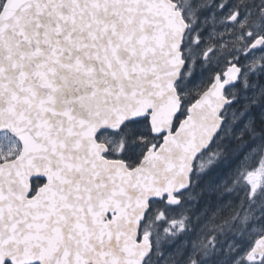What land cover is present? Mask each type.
<instances>
[{
	"label": "snow or ice",
	"instance_id": "snow-or-ice-1",
	"mask_svg": "<svg viewBox=\"0 0 264 264\" xmlns=\"http://www.w3.org/2000/svg\"><path fill=\"white\" fill-rule=\"evenodd\" d=\"M0 264H264V0H0Z\"/></svg>",
	"mask_w": 264,
	"mask_h": 264
}]
</instances>
